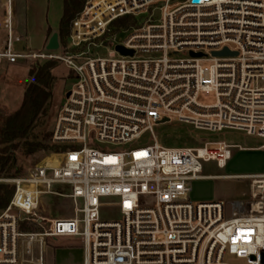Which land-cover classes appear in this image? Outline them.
I'll return each mask as SVG.
<instances>
[{
    "label": "built area",
    "instance_id": "obj_1",
    "mask_svg": "<svg viewBox=\"0 0 264 264\" xmlns=\"http://www.w3.org/2000/svg\"><path fill=\"white\" fill-rule=\"evenodd\" d=\"M150 9L160 17H144ZM128 15L135 24L114 29L113 22ZM0 27V67L55 60L74 81L51 132L53 143L66 146L57 164L48 160L25 175L0 178L14 188L0 211V264H47V242L59 239L81 244V264H233L226 253L264 264V173L249 176V195L230 206L193 201L191 183L207 177L204 165L224 168L240 145L164 147L153 131L173 119L264 141V0H86L56 51L45 45L16 50L24 37L14 0H0ZM118 33L126 36L108 57L90 55L91 46L105 47ZM117 45L133 53L121 54ZM225 49L229 53L214 54ZM201 94H213L214 102H199ZM90 132L114 145L149 132L153 143L100 150ZM48 195L68 199L72 216L38 214L40 198ZM103 207L115 208L118 217H101ZM27 223L41 230H22Z\"/></svg>",
    "mask_w": 264,
    "mask_h": 264
},
{
    "label": "rangeland",
    "instance_id": "obj_2",
    "mask_svg": "<svg viewBox=\"0 0 264 264\" xmlns=\"http://www.w3.org/2000/svg\"><path fill=\"white\" fill-rule=\"evenodd\" d=\"M17 5L18 12L14 11L16 18V27L19 34L25 39L15 45L17 51L23 48L42 51V44L46 36L48 27L55 29L59 25V21L63 10V0H14ZM151 13V17L157 19L160 17L158 10H148L144 17ZM53 32L46 36V41ZM5 36V31L0 27V39ZM126 34L118 33L112 36L113 40L105 43V47L91 46L88 52L92 55L108 57L112 46L115 42L122 40ZM59 42L61 43L60 39ZM3 41L1 42V46ZM63 42L61 43V45ZM44 59H26L19 60L15 64H3L0 67V114L7 115L15 111L21 104L24 88L30 76L28 70L35 63L42 62ZM203 67L209 66L210 62L202 61ZM52 82L49 88V99L44 108V111L38 116L26 140L20 141L17 149L13 153V161L8 169V176L1 179H11L17 176H22L28 173L30 169L44 161L51 160V164L57 163V154L66 148V146L55 144L51 140V132L56 120V116L65 92L70 89L74 83L72 71L62 63H59L52 70ZM198 101L205 104L214 102L213 94H201ZM155 139L161 146L164 147H196L201 146L204 141L209 142H226L228 144H239L240 146L264 144L260 138L247 135L243 131L223 130L222 132L211 133L208 131L195 129L193 126L179 123L171 119L170 122L156 124L153 127ZM89 136L95 148L100 150H127L130 148L145 146L153 143V138L149 132L143 133L138 139L124 144L114 145L111 143L99 142L95 139L94 133L90 132ZM27 142L40 143L43 148L33 152L29 151ZM45 146V147H44ZM65 147V148H64ZM237 148L232 149V152L237 151ZM261 155V160L258 166H264V150L257 153ZM236 167L242 166L243 160L236 159L233 161ZM254 161L247 164L251 168L255 166ZM242 164V165H241ZM245 165V166H247ZM204 172L212 174H227L236 172L232 166L217 168L214 163L204 165ZM244 168V167H242ZM249 169V168H248ZM254 169V168H253ZM248 180L247 197L251 191L250 178L233 179H199L191 183V192L189 197L193 201H211L222 199L230 206L231 203L242 200L243 185L242 181ZM239 182V183H237ZM0 183L11 185L5 181ZM61 192H67L65 187L57 188ZM105 201V200H104ZM109 201V200H107ZM2 208H0L1 211ZM38 214L43 215L48 220L56 218H69L73 214V205L68 199H64L54 195L42 196L39 200L37 209ZM101 217L106 219L117 218V210L113 207H103L101 209ZM25 231L41 230L34 223H27L21 227ZM65 243V242H64ZM79 242L72 244L60 245L55 241H48L49 248H55L56 260L63 264H81L82 251ZM59 249H58V248ZM59 251H58V250ZM67 250V251H65ZM224 260L233 264H246L244 259H238L234 255L226 253ZM66 262V263H65Z\"/></svg>",
    "mask_w": 264,
    "mask_h": 264
},
{
    "label": "trees",
    "instance_id": "obj_3",
    "mask_svg": "<svg viewBox=\"0 0 264 264\" xmlns=\"http://www.w3.org/2000/svg\"><path fill=\"white\" fill-rule=\"evenodd\" d=\"M86 0H63L62 15L58 25V35L62 42L71 33L73 22L77 19ZM135 24L133 16L120 17L113 22L114 29H124ZM47 34L50 28L46 30ZM59 64L46 60L31 66L28 70L30 80L26 83L20 106L7 115L0 114V178L8 176L13 161V153L20 141H25L38 116L44 111L53 79L52 70ZM29 151L43 148L40 143L27 142ZM45 147V146H44ZM65 148V147H64ZM13 186L0 183V208L9 202Z\"/></svg>",
    "mask_w": 264,
    "mask_h": 264
},
{
    "label": "crops",
    "instance_id": "obj_4",
    "mask_svg": "<svg viewBox=\"0 0 264 264\" xmlns=\"http://www.w3.org/2000/svg\"><path fill=\"white\" fill-rule=\"evenodd\" d=\"M17 8L18 7L16 5V2L14 1V11L15 12H18ZM15 23H16V18H15ZM48 28H50V27H48ZM50 29L52 31H58V27L55 29H52V28H50ZM46 36H47V32H46ZM46 36H45L44 43L42 44V46L46 45V43H47ZM4 39H5V36L2 39H0V47H1V42L2 41L4 42ZM24 39H25V37H24ZM262 143L259 145L240 146V148H237L238 150L235 152V155H234V151L232 152V156H231L230 160L227 162L226 166L227 167L232 166V168H234L236 170V172L227 173V174L226 173L225 174H212V173L204 172V174L207 175V177L202 178V179H228V180L233 179V180H238L239 178H249V176L259 175V174L264 173V166H258L262 157L260 154L259 155L257 154V153H259V151L264 150ZM236 159L237 160L238 159L243 160V162H242L243 165L241 164L242 166L236 167L237 163L233 164L234 163L233 161ZM256 160L258 161V163H255V166H253L252 168L247 165V164H251L252 162H254ZM245 165H247V166H245ZM242 167H244V168H242ZM204 169H205V167H204ZM237 183H239V182H237ZM241 183L243 185L242 196H245V194L248 192L249 181L243 180ZM218 200H222V199H218ZM72 242H74V241L71 239H59L58 241H56V243L60 244V245H65V244L68 245V244H72ZM55 249H56V247L54 249L49 248V247L46 248L45 254H46L47 264H63L62 262L56 260V257H55V254H56L55 251L56 250ZM65 251H67V250H65Z\"/></svg>",
    "mask_w": 264,
    "mask_h": 264
},
{
    "label": "water",
    "instance_id": "obj_5",
    "mask_svg": "<svg viewBox=\"0 0 264 264\" xmlns=\"http://www.w3.org/2000/svg\"><path fill=\"white\" fill-rule=\"evenodd\" d=\"M195 2H197L198 0H194ZM60 47V43H59V35L58 32H53L51 34V36L48 38L47 43L45 45V49L48 51H56L58 50ZM115 49L120 52L121 54H128L131 55L133 53L132 50L129 49H125L124 47H122L121 45H117L115 46ZM229 53L226 49L220 52H214L215 55H222V54H227ZM194 55H198L200 56L201 54H194ZM167 121V118H165L164 120H162V122Z\"/></svg>",
    "mask_w": 264,
    "mask_h": 264
},
{
    "label": "bare ground",
    "instance_id": "obj_6",
    "mask_svg": "<svg viewBox=\"0 0 264 264\" xmlns=\"http://www.w3.org/2000/svg\"><path fill=\"white\" fill-rule=\"evenodd\" d=\"M57 164V163H56Z\"/></svg>",
    "mask_w": 264,
    "mask_h": 264
}]
</instances>
